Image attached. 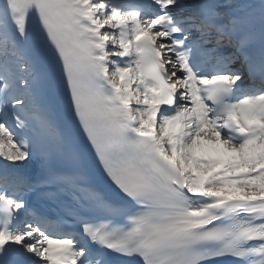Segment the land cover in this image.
Masks as SVG:
<instances>
[{
  "label": "snow or ice",
  "instance_id": "snow-or-ice-1",
  "mask_svg": "<svg viewBox=\"0 0 264 264\" xmlns=\"http://www.w3.org/2000/svg\"><path fill=\"white\" fill-rule=\"evenodd\" d=\"M0 264H264V0H0Z\"/></svg>",
  "mask_w": 264,
  "mask_h": 264
}]
</instances>
